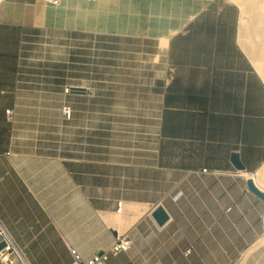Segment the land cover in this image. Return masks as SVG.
Here are the masks:
<instances>
[{
    "label": "crops",
    "instance_id": "1",
    "mask_svg": "<svg viewBox=\"0 0 264 264\" xmlns=\"http://www.w3.org/2000/svg\"><path fill=\"white\" fill-rule=\"evenodd\" d=\"M238 24L232 0L0 1L15 264H72L70 248L86 259L119 235L131 246L104 264H264V200L246 186L264 191V81ZM49 33L54 60L32 56Z\"/></svg>",
    "mask_w": 264,
    "mask_h": 264
},
{
    "label": "bare ground",
    "instance_id": "2",
    "mask_svg": "<svg viewBox=\"0 0 264 264\" xmlns=\"http://www.w3.org/2000/svg\"><path fill=\"white\" fill-rule=\"evenodd\" d=\"M233 1L241 6L244 14L245 26L242 24L240 42L264 79V0ZM256 180L264 189V166L257 174Z\"/></svg>",
    "mask_w": 264,
    "mask_h": 264
},
{
    "label": "built area",
    "instance_id": "3",
    "mask_svg": "<svg viewBox=\"0 0 264 264\" xmlns=\"http://www.w3.org/2000/svg\"><path fill=\"white\" fill-rule=\"evenodd\" d=\"M71 88H65V92H68ZM67 110V119L70 118V108L64 106ZM9 114V111H7ZM206 171V170H202ZM120 203V202H119ZM3 241L5 245L0 249V263L2 264H15V262L10 258V254L15 252V247L13 243L7 238L3 231H0V242ZM131 239L127 235L116 236L112 245L107 252L97 253L93 256L83 259L76 252L75 249L70 248L69 251L73 257L72 264H104L107 256L109 254H117L119 252L127 250L131 246Z\"/></svg>",
    "mask_w": 264,
    "mask_h": 264
},
{
    "label": "rangeland",
    "instance_id": "4",
    "mask_svg": "<svg viewBox=\"0 0 264 264\" xmlns=\"http://www.w3.org/2000/svg\"><path fill=\"white\" fill-rule=\"evenodd\" d=\"M51 2H56L58 0H50ZM233 1V0H232ZM235 5L238 7L239 9V24H238V33H237V40L239 45L241 46V48L243 49V51L245 52V54L247 55L248 59L250 60L253 68L256 70V72L260 75V77L262 78V80L264 81L263 77L261 76V74L259 73V71L257 70L253 59L249 56L248 52L245 50V48L243 47L241 41V30H242V24L245 26V24L243 23V19H244V14L243 11L241 9V6L234 2ZM48 42H49V46L47 47V49H43V48H36L34 50H32V56L34 57H42V56H47L49 59H53L55 57L56 54V47H55V43H56V35L54 33H49L48 34V38H47ZM54 66V65H53ZM52 66V67H53ZM48 67H51V65H49Z\"/></svg>",
    "mask_w": 264,
    "mask_h": 264
},
{
    "label": "water",
    "instance_id": "5",
    "mask_svg": "<svg viewBox=\"0 0 264 264\" xmlns=\"http://www.w3.org/2000/svg\"><path fill=\"white\" fill-rule=\"evenodd\" d=\"M72 90L75 91H83L80 90V88H72ZM231 162L234 166L235 169L237 170H242L244 169L243 164L240 162L237 153L233 152L231 153ZM246 186L247 189L253 193L255 196H257L258 198L264 200V191L260 190L255 183L253 182L252 179H247L246 180ZM152 217L154 218V220L156 221V223L158 225H162L166 220H167V214L166 212L163 210V208L161 206H156L155 209L152 211L151 213ZM5 245V243L3 241L0 242V249Z\"/></svg>",
    "mask_w": 264,
    "mask_h": 264
}]
</instances>
